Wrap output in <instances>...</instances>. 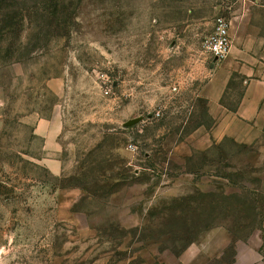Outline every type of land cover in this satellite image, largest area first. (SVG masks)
I'll return each mask as SVG.
<instances>
[{"label": "rangeland", "instance_id": "1", "mask_svg": "<svg viewBox=\"0 0 264 264\" xmlns=\"http://www.w3.org/2000/svg\"><path fill=\"white\" fill-rule=\"evenodd\" d=\"M241 66L264 0H0V264H264Z\"/></svg>", "mask_w": 264, "mask_h": 264}, {"label": "crops", "instance_id": "2", "mask_svg": "<svg viewBox=\"0 0 264 264\" xmlns=\"http://www.w3.org/2000/svg\"><path fill=\"white\" fill-rule=\"evenodd\" d=\"M238 70L246 76V79L243 93L235 108V114L240 119L248 121L255 115L259 103L264 98V71L255 76L253 66H241Z\"/></svg>", "mask_w": 264, "mask_h": 264}, {"label": "built area", "instance_id": "3", "mask_svg": "<svg viewBox=\"0 0 264 264\" xmlns=\"http://www.w3.org/2000/svg\"><path fill=\"white\" fill-rule=\"evenodd\" d=\"M229 23L223 15H216L210 31L201 41L202 49L216 59L226 55L230 48Z\"/></svg>", "mask_w": 264, "mask_h": 264}, {"label": "water", "instance_id": "4", "mask_svg": "<svg viewBox=\"0 0 264 264\" xmlns=\"http://www.w3.org/2000/svg\"><path fill=\"white\" fill-rule=\"evenodd\" d=\"M129 122H131V121H129ZM129 122H128V123H129Z\"/></svg>", "mask_w": 264, "mask_h": 264}]
</instances>
